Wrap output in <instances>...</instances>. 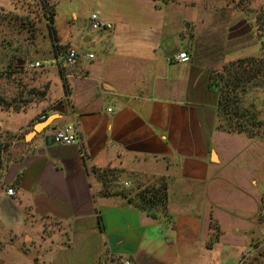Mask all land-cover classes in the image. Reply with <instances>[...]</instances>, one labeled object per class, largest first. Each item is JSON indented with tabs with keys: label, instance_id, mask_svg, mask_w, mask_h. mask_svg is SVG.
I'll return each instance as SVG.
<instances>
[{
	"label": "crops",
	"instance_id": "0c3cea01",
	"mask_svg": "<svg viewBox=\"0 0 264 264\" xmlns=\"http://www.w3.org/2000/svg\"><path fill=\"white\" fill-rule=\"evenodd\" d=\"M52 1L59 91L43 110L0 113V250L9 264H264V144L217 131L218 94L208 88L223 65L214 35L222 19L242 57L259 31L264 39L252 0L230 9L219 0H92L108 32L58 22ZM70 50L94 58L60 67ZM179 53L190 62H170ZM68 124L78 142L56 144ZM161 184L165 216L117 195Z\"/></svg>",
	"mask_w": 264,
	"mask_h": 264
},
{
	"label": "rangeland",
	"instance_id": "374dc122",
	"mask_svg": "<svg viewBox=\"0 0 264 264\" xmlns=\"http://www.w3.org/2000/svg\"><path fill=\"white\" fill-rule=\"evenodd\" d=\"M219 1L222 9H230L235 3L240 4V8L244 5L243 0ZM231 1H234L232 7ZM45 2L51 10L54 1L45 0ZM120 2L123 6L127 4L125 0ZM43 3V0H11L10 6L3 7L0 5V113L25 111L29 107L43 110L51 102L52 95L50 93L55 94L59 91L60 74L57 69L53 40L48 26L49 21L44 12ZM91 3L92 0H57L55 4L58 22L59 19H63L75 23L78 29L86 31L88 27H91L87 19V16L90 18L92 14ZM210 3L211 0L205 1L206 8L211 7L209 6ZM262 3L264 0H252L254 16L262 17L264 27V10L261 9L263 8L261 5L264 6V4ZM73 11L78 15L77 22H74ZM83 13L84 17L82 18ZM259 20L261 18L258 19V22ZM223 22L222 19L220 21L221 26L217 27V29L222 27L221 30L214 33L217 36L216 47H221L219 61L223 65L219 71L231 62L248 58L258 59L264 55V39L263 35L260 34L261 31L258 32V35L253 36L252 44H256L250 51H247L249 53L247 56L242 57L241 53L233 52L232 48L237 49L243 46V43H236L235 48L228 44L231 27L229 25L225 29ZM214 24V26L207 25L205 31L209 33L211 30L209 28L217 26L218 22ZM260 26L259 23L256 24L253 29L254 32H257ZM228 47L229 49H227ZM226 50H228V54L225 55ZM227 59L231 61L229 62ZM28 60L40 61L42 67L36 71H27L24 68V62ZM240 98L241 112L247 116L255 113V122L259 123L254 126L259 129L255 131L256 136L252 139L264 144V78L257 80L256 84H248L245 93ZM238 118L236 116V119ZM240 121L236 122L240 123ZM239 135L247 137L245 134ZM261 186L264 192V182ZM262 242L264 244V239ZM3 247L2 245L0 250V264H9L10 258L6 257ZM263 250L264 247L261 252Z\"/></svg>",
	"mask_w": 264,
	"mask_h": 264
},
{
	"label": "trees",
	"instance_id": "16d2710c",
	"mask_svg": "<svg viewBox=\"0 0 264 264\" xmlns=\"http://www.w3.org/2000/svg\"><path fill=\"white\" fill-rule=\"evenodd\" d=\"M43 2V9L49 21L48 26L55 53L58 46L55 45L56 39L51 27L54 10L53 8L51 10L48 8L45 0ZM262 78H264V55L258 59L248 58L231 62L221 71H213L209 74L208 88L218 94L215 125L217 131L238 135L245 134L250 138L256 136L255 131L259 128L254 126L259 123L255 122V113L251 114V116L244 115L239 105L241 101L240 96L245 93L247 85L251 83L256 84L257 80ZM236 116L239 118L236 119ZM242 119L244 121H240ZM236 121H240V123ZM93 172L98 175L100 180H102V176H105V174H101L95 169ZM117 195L126 199L133 207L152 217H156L157 214L167 215L168 195L165 184L138 191L133 189L123 190L117 192Z\"/></svg>",
	"mask_w": 264,
	"mask_h": 264
},
{
	"label": "built area",
	"instance_id": "2783aa9c",
	"mask_svg": "<svg viewBox=\"0 0 264 264\" xmlns=\"http://www.w3.org/2000/svg\"><path fill=\"white\" fill-rule=\"evenodd\" d=\"M91 29L93 31H111L112 24L100 19L98 13L91 14L90 18ZM94 55L91 53L88 54H79L75 50L68 51L65 56L59 61L60 67H69L75 65L80 59L92 60ZM170 62L185 64L190 62V57L187 53H179L170 58ZM42 67L40 61L28 60L24 62V68L27 71H36ZM53 140L56 144L71 146L78 142V131L74 124H68L60 129L55 130L53 134ZM127 186V184H125ZM8 196H14L15 192L12 188L6 190ZM264 213V208L262 210ZM245 261V260H244ZM247 263L244 262V264ZM121 264H131L129 260L123 259Z\"/></svg>",
	"mask_w": 264,
	"mask_h": 264
},
{
	"label": "water",
	"instance_id": "95a60500",
	"mask_svg": "<svg viewBox=\"0 0 264 264\" xmlns=\"http://www.w3.org/2000/svg\"><path fill=\"white\" fill-rule=\"evenodd\" d=\"M45 126H46V122L39 123L38 125H36L35 130H36V131H40V130L43 129Z\"/></svg>",
	"mask_w": 264,
	"mask_h": 264
}]
</instances>
